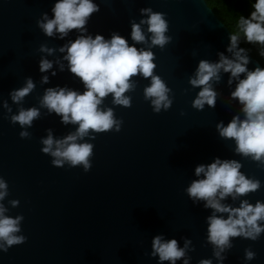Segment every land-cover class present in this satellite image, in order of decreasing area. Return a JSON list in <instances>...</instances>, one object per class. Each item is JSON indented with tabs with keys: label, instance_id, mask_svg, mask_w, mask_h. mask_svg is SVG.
Returning a JSON list of instances; mask_svg holds the SVG:
<instances>
[{
	"label": "water",
	"instance_id": "1",
	"mask_svg": "<svg viewBox=\"0 0 264 264\" xmlns=\"http://www.w3.org/2000/svg\"><path fill=\"white\" fill-rule=\"evenodd\" d=\"M93 2L98 10L87 18L84 33L74 28L64 36L55 30L49 36L38 21L45 13L52 18L55 0H0V178L7 187L0 203L7 209L5 215L22 216L17 234L26 237L0 250V264H170L152 255V238L158 234L163 240L175 238L177 246L184 247L175 264H183L185 258L188 264L202 259L211 264H264V230L255 240L229 237V246L219 257L214 255L215 246L207 240V217L214 210L185 191L198 178L195 167L219 157L238 161L239 171L260 182L256 190L235 199L226 195L220 202L232 207L241 200L264 202V163L235 152L234 140L220 136L216 127L233 115L243 118L241 104L230 96L236 79L229 83L230 73L220 70L219 80L209 81L216 93L214 106L205 102L196 108L192 103L203 87L189 82L198 62L214 63L220 53L233 58L228 51L232 32L206 0ZM142 8L163 14L168 39L162 46L151 43L147 24L141 25L144 41L131 39V24L149 15ZM114 32L137 49L153 52V74L169 89L170 104L154 111L152 98L146 99L143 91L150 77L139 73L129 77L132 86L123 93L129 105L114 104L111 93L98 105L112 109L119 128L89 129L82 138L92 144L88 170L67 162L55 166L53 157L41 151L42 138L49 131L54 139L62 138L77 124L62 122L40 100L50 87L84 90L59 49L80 35L100 33L108 39ZM236 47L243 48L239 41ZM242 54L248 57L249 70L262 67L247 50ZM41 59L50 61L51 67L40 71ZM28 78L34 87L14 102L10 91L23 87ZM30 107L38 109L30 126L11 121L21 108ZM21 131L28 135L21 137ZM12 200L18 203L12 205ZM246 249L254 253L251 259L245 258Z\"/></svg>",
	"mask_w": 264,
	"mask_h": 264
},
{
	"label": "clouds",
	"instance_id": "2",
	"mask_svg": "<svg viewBox=\"0 0 264 264\" xmlns=\"http://www.w3.org/2000/svg\"><path fill=\"white\" fill-rule=\"evenodd\" d=\"M251 10L247 16L240 15L236 20V30L230 34L228 51L232 52L229 58L220 53L219 60L209 62L200 60L195 69L194 77H190L193 86L202 85L192 103L196 108H202L205 102L214 106L216 93L209 83L210 79L219 80V71L229 72V83L236 79L235 88L230 96L241 104L243 118L233 115L223 124L218 122L216 127L219 135L232 138L235 142L234 151L244 156H251L253 160L264 163V67L256 66L249 70L246 65L248 57L243 55V48H237L240 35L247 42L260 44V54L264 56V0H250ZM98 10V5L93 0H55L52 6V18L44 15V20L38 21L39 27L46 35H52L55 30L64 36L70 29H78L84 33L87 18L91 13ZM141 12H148L146 18L139 23L131 24L130 37L135 42L145 40L142 24H147V31L151 33L150 41L154 45H163L168 37L164 35L167 23L163 14L152 12L149 8H142ZM43 49V46H41ZM66 49V51H65ZM65 52L64 59L68 61L69 71L75 74L83 82L84 90L78 92L65 87H50L45 90L40 100L42 106L60 115L64 123H74L77 127L74 132L62 138L54 139L51 132L42 138V149L53 157L51 163L61 166L65 162L69 165L82 164L87 171L92 154V144L82 138L93 132L107 131L115 125L119 128V121L114 119L112 109H101L102 98L108 93L112 94V102L127 106L130 103L128 96L123 95L132 84L129 77L139 73L143 77H150V83L144 88L145 98L151 97L154 111L161 107L168 108L170 99L167 96L169 89L158 75L153 74L155 67L153 52L149 49H137L135 44H129L127 40L112 33L110 38L105 39L100 33L92 35H80L59 49ZM51 52L52 49H47ZM51 67V62L41 59L40 71ZM61 67H63L61 65ZM243 73V77L240 74ZM47 80V77H42ZM30 78L23 87L10 91L11 99L20 101L32 88ZM38 116V109L30 107L21 108L17 114L11 116L12 122H18L21 126L31 125L33 118ZM25 131L20 136H27ZM78 139L80 142H78ZM241 164L233 159L214 158L207 165L198 164L194 173L198 177L194 179L185 191L190 197L204 200L205 207H211L214 212L207 217L208 235L207 240L214 246V255L220 256L221 251L229 246V237L242 236L255 240L264 224V202L257 200L255 204L247 200H241L238 207H232L221 203V198L231 195L233 199L237 195L256 190L260 182L246 177L239 169ZM203 173V176L200 174ZM7 187L3 178H0V200L6 195ZM195 202V201H194ZM12 205L17 200L10 201ZM7 209L0 203V250H7L8 246L23 242L26 237L18 235L21 215L15 217L4 213ZM216 212L228 213L227 217L217 216ZM188 241L185 240V247ZM152 255L158 254L159 261L168 260L170 264L184 255V247L177 246V240L170 238L163 240L161 235L152 238ZM254 253L245 250V258L251 259ZM183 264H188L187 258ZM199 264H211L209 259H202Z\"/></svg>",
	"mask_w": 264,
	"mask_h": 264
},
{
	"label": "trees",
	"instance_id": "3",
	"mask_svg": "<svg viewBox=\"0 0 264 264\" xmlns=\"http://www.w3.org/2000/svg\"><path fill=\"white\" fill-rule=\"evenodd\" d=\"M206 2L231 32L236 30L238 17L247 16L251 10L250 0H206ZM238 41L264 67V56L260 54L262 46L258 43L247 42L242 34Z\"/></svg>",
	"mask_w": 264,
	"mask_h": 264
}]
</instances>
